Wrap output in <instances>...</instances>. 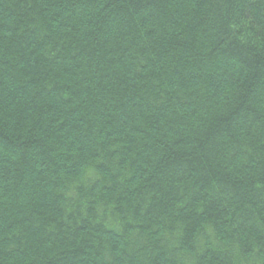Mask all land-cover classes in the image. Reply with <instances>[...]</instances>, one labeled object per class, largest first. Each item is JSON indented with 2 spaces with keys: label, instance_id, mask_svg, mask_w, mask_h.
Returning <instances> with one entry per match:
<instances>
[{
  "label": "trees",
  "instance_id": "obj_1",
  "mask_svg": "<svg viewBox=\"0 0 264 264\" xmlns=\"http://www.w3.org/2000/svg\"><path fill=\"white\" fill-rule=\"evenodd\" d=\"M0 264H264V0H0Z\"/></svg>",
  "mask_w": 264,
  "mask_h": 264
}]
</instances>
